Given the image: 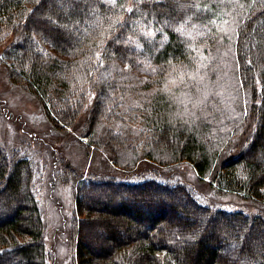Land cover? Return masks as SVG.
<instances>
[{"label": "trees", "instance_id": "1", "mask_svg": "<svg viewBox=\"0 0 264 264\" xmlns=\"http://www.w3.org/2000/svg\"><path fill=\"white\" fill-rule=\"evenodd\" d=\"M117 3H139L140 11L110 9L103 0L87 7L83 0H0L9 80L32 94L54 128L81 124L90 147L106 151L120 169L137 171L141 157L161 166L187 161L219 191L264 203V0ZM121 17L123 27L111 36L132 37L127 44L108 35V23ZM188 17V27L204 24L198 38L174 30ZM165 20L167 40L161 32L151 40L142 35ZM169 61L207 65L200 73L211 97L198 109L189 105L195 116L181 118L183 106L161 91ZM119 64L125 81L115 72ZM133 91L140 94L136 106L124 98ZM174 95L183 99L179 90ZM112 119L142 126L136 129L145 134L142 152L123 132L133 127L108 128ZM149 165L155 172L158 165ZM57 175L75 186L78 216L69 238L76 264H264L263 216L213 208L170 175L84 177L63 164ZM48 176L25 149L0 144V264H48L37 198V180L43 186Z\"/></svg>", "mask_w": 264, "mask_h": 264}, {"label": "rangeland", "instance_id": "2", "mask_svg": "<svg viewBox=\"0 0 264 264\" xmlns=\"http://www.w3.org/2000/svg\"><path fill=\"white\" fill-rule=\"evenodd\" d=\"M194 26H189L188 30L194 38H198L205 30L204 24ZM9 43L10 39L0 43V144L7 149H25L35 160L39 173L45 177L49 173L43 186L37 180V198L45 223V242L50 253L48 264H76L72 258L73 247L69 238L70 226L78 216L74 199L75 186L72 181L60 182L57 171L62 164L63 167L71 166L84 177L115 176L118 179L135 181L149 174H156L162 179L170 175L173 179L188 184L203 202L213 208L237 209L264 217L263 202L244 198L233 192L219 191L215 182L209 177L199 176L187 161L161 166L141 157L139 160L143 159L140 163L142 166L137 171L128 172L127 168L120 169L106 151L90 147L88 136L82 134L84 127L81 124L76 127L54 128L32 94L9 80L6 67L1 61L3 49ZM115 72L123 76L121 79L125 81V66H116ZM139 95L137 91H133L124 98L128 105L136 106L139 105ZM111 105L112 100L107 106L110 108ZM125 107L122 105V111ZM133 118L139 117L134 115ZM114 121L112 119L111 122H106L108 128L133 127L130 131L122 129L133 145H140L139 153L142 152L146 144L145 134L136 130L142 126L127 124L125 120H116L120 124H115ZM236 143L240 145L243 142L236 140ZM127 157L131 158V155ZM145 160L149 164L158 165L155 172L150 171L149 164H144Z\"/></svg>", "mask_w": 264, "mask_h": 264}, {"label": "snow or ice", "instance_id": "3", "mask_svg": "<svg viewBox=\"0 0 264 264\" xmlns=\"http://www.w3.org/2000/svg\"><path fill=\"white\" fill-rule=\"evenodd\" d=\"M61 2H65V0H61ZM66 2L71 5V0H66ZM85 6H88L89 0H83ZM159 2H163V0H159ZM103 3L106 4L110 9H119L120 11H127L128 13L133 12V8L135 7L137 11L139 12V3L137 5L133 6H125L124 4H118L117 0H103ZM239 7H244L243 4H238ZM197 9L203 7L207 9L209 5L205 4L203 6L197 4L195 5ZM143 15H147V13H143ZM111 19V18H109ZM156 20V17L153 16V21ZM191 20V17H188L186 21L180 22L178 27H175V31L180 33L182 36H191L192 32L188 30V21ZM135 23V22H134ZM169 24V21L165 20L164 24L161 25L159 28L154 29H148L145 30L144 28L141 29L142 35L151 40L155 37L157 32H161L164 34V40H167V33H164V27ZM124 20L121 17L120 19L111 20L110 23H108V35L113 39L114 43H129L133 40L132 37L123 38L121 36H111V29L120 26L123 27ZM193 27H195L193 25ZM238 35V33H236ZM103 35V33H102ZM103 43V41L101 42ZM137 47L142 48L143 45L139 44L137 42ZM161 47H163V42H161ZM189 47H193V45H189ZM195 50H199L198 48ZM159 51V49H157ZM97 59L101 60V63L103 62L102 54L100 51H97L95 53ZM248 63H251V61H248ZM169 64L171 65V61H169ZM207 65L203 64L202 62L199 63V66L196 64L191 65L189 67L188 65H171V71L166 74V78L163 82V88L161 91L168 93L171 97V99L178 103L179 105L183 106V112L181 113V118L184 113H188L190 116H195V112L191 111L189 109V105L191 106V109H198L203 105H206L211 97V93L207 91L205 87L202 86V82L204 81L205 77L201 75L200 69L205 68ZM155 71V69L153 70ZM189 81L194 82L195 85V91L192 90V86L189 85ZM184 89H188L187 91H184ZM179 90L180 96L183 97V99L177 97L174 95V92Z\"/></svg>", "mask_w": 264, "mask_h": 264}]
</instances>
